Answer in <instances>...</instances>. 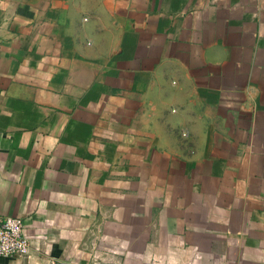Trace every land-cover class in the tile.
<instances>
[{
    "label": "crops",
    "instance_id": "1",
    "mask_svg": "<svg viewBox=\"0 0 264 264\" xmlns=\"http://www.w3.org/2000/svg\"><path fill=\"white\" fill-rule=\"evenodd\" d=\"M3 216L0 264H264V0H0Z\"/></svg>",
    "mask_w": 264,
    "mask_h": 264
},
{
    "label": "built area",
    "instance_id": "2",
    "mask_svg": "<svg viewBox=\"0 0 264 264\" xmlns=\"http://www.w3.org/2000/svg\"><path fill=\"white\" fill-rule=\"evenodd\" d=\"M184 136L187 133H183ZM24 220L18 217H0V257L25 256L30 251V242L25 231Z\"/></svg>",
    "mask_w": 264,
    "mask_h": 264
}]
</instances>
